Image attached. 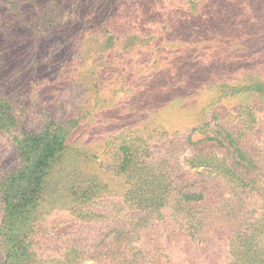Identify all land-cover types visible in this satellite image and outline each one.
<instances>
[{"label":"trees","instance_id":"16d2710c","mask_svg":"<svg viewBox=\"0 0 264 264\" xmlns=\"http://www.w3.org/2000/svg\"><path fill=\"white\" fill-rule=\"evenodd\" d=\"M261 39L264 0H0V133L15 151L0 165V264H264V155L246 127L256 118L222 112L264 97L259 67L229 74ZM131 72L150 76L127 113L101 89L113 77L125 91ZM201 82L204 102L187 94ZM54 89L57 114L44 99ZM98 105L139 136L110 142L100 164L118 189L97 172L66 174ZM65 198L53 219L45 203Z\"/></svg>","mask_w":264,"mask_h":264},{"label":"rangeland","instance_id":"374dc122","mask_svg":"<svg viewBox=\"0 0 264 264\" xmlns=\"http://www.w3.org/2000/svg\"><path fill=\"white\" fill-rule=\"evenodd\" d=\"M241 57L243 58V60H240ZM235 60H237V62L235 65L232 63V67L229 72L231 78L237 75H245V73L250 72L255 67H259L258 69L262 71L261 74L264 77V39L256 41L255 43L250 45L246 49L245 53L243 52L236 54V56L234 57V61ZM130 63L131 62H129V64ZM258 63L260 65H258ZM133 72H135V70H133ZM133 72H131L130 76L127 78L128 82L126 84L127 86H125V91L120 90L119 85L113 83V77H110L109 82L107 81L106 84H103L101 89L102 97L105 98L107 101H109V99H113L112 104H119V110L122 112L131 113L130 110L136 106V104L131 103V97L134 98L141 91H144L145 81L146 79H149L147 77L150 76H147L146 74L139 75L137 78L133 79L132 76L133 74H135ZM138 74H142V72ZM202 85V82L200 84H197L196 88L191 89L190 91L187 90V94L190 97L192 96L194 98H199V101H206L210 96H212V92H204L202 90ZM61 94H63L62 91L59 92V90L54 89L46 95V98L44 95V99L47 101V103L48 101H54L55 107L53 111L56 114L59 113L61 109V101L59 98L61 97ZM199 96H201V99ZM127 97L131 98L130 101L126 100ZM124 100L126 104H121V102ZM128 103H130V105H128ZM72 105V102L67 103V105L65 106L66 111H69L70 108H72ZM99 107L100 105H98L97 108L92 111V114L87 115L86 119L84 120L82 129L72 138V140L75 139L77 141L76 146L83 149L82 151H84V154L82 155V158L84 157V161H82V158L75 159L74 165H71V167L67 168L66 174L72 172L74 169L76 171L78 170L80 173L83 174L97 172L101 174V177H103L105 183L109 184L112 188L114 187L118 189L119 182H116L115 180L111 179L107 174H105L102 171L103 169L100 168V164H102L103 160L109 158L111 154L110 147L108 146L110 142L114 141L113 144L116 143L117 137L135 138L139 136L137 134L132 133L131 130H128L133 127H130L129 122L126 121V118L118 114L116 110L112 111L111 106L104 108L103 110H101L102 112H100ZM245 108L247 109V112ZM171 109L165 111L159 121L163 122L164 120H166L168 118V113H174ZM160 112L162 113V111ZM222 112L225 113L226 118H231L235 122H239V120L243 119L249 113L253 114V116L256 118V122H253V120L249 118L251 120L248 119V124L246 125V127L250 128V130L248 131L249 137H251V146L255 153L264 155V97L256 95H247L246 97L241 96L228 99L226 102V109L222 110ZM156 121H158V119ZM172 125H165L169 126L170 130H168L171 132V135L175 133L174 131H178L179 129L183 131L188 129V126H191L186 123L182 124L180 128ZM162 133H164V131H161L160 135ZM159 137L160 136L158 135L157 137L148 141L149 145H152L151 154L154 157H156L163 151L161 148L162 145ZM14 155L15 151L10 141V138L5 133L1 132L0 165L5 167H10V165L12 166L15 163ZM191 155V150L184 149L180 153V159L183 162L184 159H187ZM45 204H47L46 206L48 211H50V208L52 207L56 208L54 213L51 212V215L48 214L49 216H52L53 219H58V217L65 218L67 215V211L70 209V207L67 205L66 198L59 199L56 204H54V202L52 201H49Z\"/></svg>","mask_w":264,"mask_h":264}]
</instances>
